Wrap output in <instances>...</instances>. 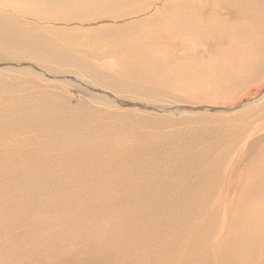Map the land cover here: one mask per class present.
I'll use <instances>...</instances> for the list:
<instances>
[{
  "label": "rangeland",
  "instance_id": "1",
  "mask_svg": "<svg viewBox=\"0 0 264 264\" xmlns=\"http://www.w3.org/2000/svg\"><path fill=\"white\" fill-rule=\"evenodd\" d=\"M245 1L246 6H249V8L244 6L247 10H244L242 15L240 13L241 16L237 18V25L235 24L234 27L236 30H249L251 38L255 32L254 27L262 22L260 14L264 13V0ZM16 11L23 13L18 9ZM24 14L27 15V13ZM234 17L236 18L237 14ZM255 37L256 33L251 39L255 41ZM106 40L107 38H104V41ZM107 41L102 44H107ZM235 42L243 45L244 41L236 40ZM102 44L100 45L104 47ZM225 45L226 43L223 44V46ZM15 47L25 49L21 46ZM102 47L98 51L99 55H95L97 59L93 61L104 66L107 55L103 51H106L107 45L105 48ZM4 48L0 46V53L7 54V52L15 50L10 47ZM30 48L36 49L34 47ZM79 49L83 53L85 47ZM34 52H39V50L36 49ZM82 53L72 56H80ZM21 55V57L29 60L43 59L42 54L37 58L32 56L33 54ZM99 56L103 60L105 58L104 64L101 60L99 62ZM188 58L183 59L189 61ZM108 59L112 60L113 58ZM196 60L197 62L201 61V59ZM180 61L183 60L180 59ZM206 62H208V58L204 59L202 65ZM197 65L199 64L197 63ZM67 70L69 69L65 68V71ZM70 70L77 71L78 68H71ZM177 72V70L174 71L175 74ZM187 72L189 73L188 76H183L180 73L179 76L176 75V81L169 82L168 85L164 83L166 85L164 89L150 88L153 90L160 89L155 90V94L158 92L163 96L147 98L149 101L142 95H139L140 97L123 93L120 95L116 93V95L111 89L108 90L100 86H97V88L92 86L98 89L95 91L74 82L67 85L38 82L33 86L34 80H25L16 73H11V77L15 79L14 82L7 80L8 76L0 74V99L3 96L0 100V115L4 118L12 110L17 109L13 106L20 103H25V107L27 105L30 110L35 109L36 111H40L37 108L39 105L47 106L46 104L36 106L33 102L34 105L31 104L30 99L27 100L29 91L40 89L42 91L49 90L54 94L56 97L54 101L61 102L62 100L67 104L61 111L62 106L58 110L54 109L56 110L52 112L54 116H57L58 113L57 117H62L64 112H69V115L78 116L82 113L93 119L91 120L93 122L92 127L90 121H87L88 125L82 124L77 130H74L71 123L68 129L60 128L58 135L30 128L31 136L29 134L21 139H12V136H10L6 141V145L4 140L0 141V264H47V262L48 264H50L49 262L51 264H128L125 259L130 255L133 260L131 264H135V259H142L144 260L142 264H147L153 263L154 259L157 261L162 250L167 253L166 264H181L180 260L174 256L180 249L186 254H192L199 251L202 242L206 240L210 244L208 248L213 243L219 245V243H227L228 241L231 243L233 257H243L238 252L237 246H240L245 239V234L254 230L262 231L264 228V190H261L264 189V186L260 189L256 187L260 176L257 171H259L260 165L263 169L262 163L264 160L259 158L260 161L255 163L259 155L264 156V118L262 116L264 114V64L257 67L251 78H249V72L246 74L244 72L239 75L244 74L240 79H233L232 84L229 82L231 79L223 74L209 78L200 75L198 69H191ZM210 74L214 73L210 72ZM71 77L79 79L76 76ZM34 79L36 78L34 77ZM26 82L27 84H23ZM12 83L19 86L14 89V86H11ZM101 86L103 85L101 84ZM109 92H113L117 97L121 96L122 99L119 98L121 103H115L113 108L100 106L101 103L108 102L105 99H107L106 94ZM7 98L10 100H7ZM19 100L22 102H19ZM3 102H6V105ZM146 102H150L152 105ZM152 106H157V111L153 110ZM100 110L103 113L96 115L95 111ZM69 119H71L70 116ZM101 119L106 124L108 123L110 127L107 128L102 124L95 127L94 123H98L97 120ZM109 119H115L116 122H109ZM139 121L144 124L138 125L136 122ZM258 123L261 124V127L257 132H253V127ZM134 126L135 128H133ZM137 131L139 134L136 136L133 132ZM143 133L152 137H146L148 140H145ZM114 138H117V141ZM108 142H114L113 145L118 148L125 146L130 154L129 157H124L128 161L141 159L139 156L144 151L140 149L143 146L147 145L146 150H151L147 158H154L157 155L156 148L160 147L159 149L165 154L159 155V165L166 166L165 169L171 174V177H175L178 172L182 173V170L177 167V163L180 161V165H182L183 160L186 159L188 173L189 171L192 173L189 177L195 184L193 183L194 186L188 187L186 190L182 187L166 190L165 182H161L163 185L159 189L155 187L157 185L141 188L142 194L148 193V198L142 197L138 188L125 187L124 184L130 181L128 179L124 181L116 179V173L110 174L108 178L106 177L107 182L102 183V186L98 183H91L92 181H83V184L81 182L76 186L73 183L67 185L65 175L61 172V165H59L62 162L56 161L55 156H59L61 153L63 155L69 152L74 153L78 147L89 144H107ZM182 148L185 149L182 151ZM22 149H25L24 152ZM187 149L191 150L192 154L194 152L193 157L196 160L198 159L195 157L197 152H209L208 159H224V164L220 167L221 170L220 168L217 170L213 180L214 183H218L216 186H202L201 184L200 186L196 182L194 179L196 172L194 173L193 170H203L201 174H204L205 169L209 168L210 164L197 162V165L193 166V162L186 158ZM27 156H30V159H27ZM236 156L244 158L242 165H239L241 166L240 170H236L239 172L240 180L226 179L223 182L222 177L226 171L225 168L238 159ZM173 157L174 160L171 161ZM100 158L105 163V167L110 164L107 161L111 160L110 165L113 168V163H122L124 159L122 155L107 151L98 158L95 156L96 162ZM105 160L106 162H104ZM212 160L211 164H213ZM170 162L174 163V166ZM219 165V163L216 164V166ZM245 166H249V169H245ZM11 167H14L15 170ZM121 171L123 172L124 169ZM46 175L55 177L57 181L62 183L53 181L50 183L45 180ZM30 177L33 182L29 179ZM38 177L39 179H37ZM26 184H30L31 187L26 188ZM75 192L76 194L79 192V196L78 194L74 196ZM159 195H162V198L165 199L164 201L161 199L162 202H160L163 206L154 201ZM58 196L61 198H58ZM168 196L170 197L168 198ZM241 203H243V208H246L245 210H242ZM21 204L22 206H20ZM77 205L79 206L77 207ZM34 212L35 214H33ZM159 227L165 233L163 236L158 234ZM25 228L29 232L26 229L24 233ZM168 230L170 231L167 232ZM20 235L23 236L20 237ZM111 236L113 237L112 241ZM169 238H173V241L169 242ZM117 239L120 240V243L116 247L112 243ZM29 240L31 243H29ZM55 244L56 246H54ZM121 247H126V252L131 254L129 256L121 254V257L119 254ZM257 248L253 250L250 261H254ZM36 250H38V253ZM32 252L36 254H32ZM40 260L43 262L41 263ZM154 264H157V262ZM247 264L251 263L248 262Z\"/></svg>",
  "mask_w": 264,
  "mask_h": 264
},
{
  "label": "bare ground",
  "instance_id": "2",
  "mask_svg": "<svg viewBox=\"0 0 264 264\" xmlns=\"http://www.w3.org/2000/svg\"><path fill=\"white\" fill-rule=\"evenodd\" d=\"M245 2V0H0V46H2V48L10 47L15 49L12 52H7V54L0 53V74L2 76H8L7 80L14 82L15 79L11 77V73H16L17 75L23 77L25 80H34L33 83L31 82L33 86L38 82L53 84L59 83L61 85H67L71 84L70 82H74L83 85L84 87L89 88L92 91L98 90L96 88L97 86H100L105 87L108 90L111 89V91H114L115 94L118 93V95L122 93L130 94L133 96L142 95L145 96L146 99H151L152 97L157 96L160 97V95L163 96L158 92H156L155 94V90H160L161 88L164 89V87H166L169 82L176 81V75L179 76L180 73H182L183 76H188L189 73L187 71L191 69H198V73H200V75L209 78L223 74L227 78L231 79L229 82L232 84L233 79H240L247 72H249V78H251L252 74L257 70V67L264 64V13L260 14L262 16V22L254 27L255 32L252 37H254L256 33L255 41L251 39L252 37L250 38L249 30H236V28L234 27L237 18L242 15V12H244V10H247L244 8V6L247 5ZM206 4H208V6H206ZM246 7L249 8V6ZM16 9L22 11L23 13L16 11ZM24 13H27V15H25ZM236 14L237 17L235 18L234 15ZM231 19L234 20L231 21ZM47 24H49V26H47ZM104 38H107L108 41L106 40L107 44L103 45L102 43H106V41H104ZM236 40H242V42L244 41L243 45L236 43ZM99 43L104 47H102ZM224 43H226L225 46H223ZM106 45L107 49H105L106 51L103 52L107 55V61H104L105 58L103 60L102 57V59L100 58V56L98 57L100 58L98 59L99 62L101 60L102 63H106L104 66H101L98 65V63H95L93 60L97 59V57L95 58V55H99L98 51H100V48H105ZM15 46H21L22 48L25 47V49H19ZM30 47L36 48L37 50H39V52H34L36 49L34 50ZM83 47H85V50L83 49ZM79 48L83 49V53ZM20 53L24 55L33 54L32 56H34L35 58L42 54L43 59L37 58L40 60H29L21 57L22 55ZM77 53L82 54L80 56H72ZM108 55L113 59H108L110 58ZM185 57H189V61H185L183 59ZM205 58H208V62L202 65ZM180 59L183 61H180ZM196 59H201V61L197 62ZM197 63L199 65H197ZM65 68L69 70L65 71ZM71 68H78V70H70ZM176 70L178 71L177 74L174 73V71ZM210 72H213L214 74H210ZM242 73L244 74L242 76H239ZM61 75L65 76L61 77ZM71 76H76L79 79H74ZM34 77L38 80L34 79ZM100 83L103 86H101ZM161 83H166V85H162ZM23 84H27V82ZM11 86H14L15 89V87L19 85L12 83ZM92 86L96 88H93ZM143 86H147L148 88H144ZM152 87L160 89H150ZM28 94L29 97L27 98V100L30 99L31 104L34 103L36 106L39 104H46L47 106L39 105L37 106V108H39L40 111H36L35 109L30 110L27 105L25 107V103H16V106H13L14 104L12 106L13 108L17 109L12 110L9 115H7V117L4 118L0 115V141L4 140L5 145L8 137L10 136H12V139L25 138L29 134V136H31V132H29L30 128L32 130L33 128H36L40 131L44 130L45 133L49 132L50 134L58 135L60 132V128L68 129L70 128L71 123L74 130H77L82 124L88 125V123H86L87 121H90L92 127L93 122H91V120L93 119L88 115H84L82 113L76 116L69 115V112H64V118L63 116L57 117L58 113L57 116H54L52 113L53 111H56L54 109L58 110L60 106H62V108L60 109L61 111L67 104L62 100L61 102L54 101L56 97L49 90L42 91L40 89H37L29 91ZM115 94L113 92L107 93V99L105 100H107L108 102L101 103L100 106L113 108L115 103H121V96L117 97V94ZM7 100L10 99L7 98ZM20 101L21 100H19V102ZM146 103L150 104V102ZM150 105H152V103ZM152 107L154 109H151L157 111V106ZM95 113L97 115L102 114L103 112L100 110L95 111ZM69 116L71 117V119H69ZM262 116L264 118V114ZM97 121L98 123H94L95 127L99 124H102L107 128L110 127L108 123L106 124V122L102 119ZM110 121L116 122L115 119H109V122ZM136 123H138V125L144 124L142 121ZM260 127V123L256 124L255 127H253V132H257ZM133 128H135V126ZM133 134L137 136L139 132H133ZM143 136L145 137V140L147 139L146 137H152L151 135H146L144 133ZM117 138H114V140L117 141ZM113 143L108 142L107 144H89L80 148L78 147L74 153L69 152L66 153V155H63L61 153V155L55 156L56 161L62 162V164L59 165H61V172H63L65 175L66 184L68 185L73 183L76 186V184H81V182L83 184V181H92L91 183H98L99 185H101L102 183L105 184L107 182V178L110 174L116 173V179H119L120 181L128 179V181L130 182L125 183L124 186L140 189L139 193H141V196L144 198H148V193L146 192L145 194H142L141 188H149L151 186L154 187V185H157L158 187H155L159 189L162 188L163 185L161 182H165V185L167 186V188H165L166 190H172L173 188L176 189L181 187L186 190L188 187L194 186L195 183L193 182V180L191 181L189 177V175H192V173L190 171L188 173L189 169H187L186 159L185 161L183 160L182 165H180V161H178V163L176 162L177 167L182 170V173L177 171L178 173L175 175V177H171V174L165 169L166 166L162 167L160 166L161 164L159 165V155H162L163 153L165 154V152H162L159 149L160 147L156 148L157 155L154 158H147L148 153L151 150H146L147 145L143 146L140 150H143L144 152L139 151L143 152L139 156L141 159H132L128 161L126 158H124L130 155L127 148L125 146L123 148H118L116 145L114 146ZM183 149L185 148H182V151ZM24 150L22 149L23 152ZM37 150L39 151V149ZM105 151L122 155V157L124 158L123 162L119 164L113 163L114 168L112 165H110L112 163L111 160L107 161L108 163H110L107 165V167H105V163H103L102 158L98 159L96 162L95 156L98 158ZM29 152L28 154H30ZM188 153H190L191 155ZM188 153L186 155V158L190 159L193 162V166L197 162H206V164L208 163L207 165L210 164V167L208 166L209 168H204V174H201L203 173V170H193L194 173L196 172V177H194L196 182L199 185L201 184L202 186H216L218 183H214L213 180L215 178L217 170L221 167V165L224 164V159L213 158L214 160H212V158H209V160L207 158L209 152H197L195 157L198 159L196 160L193 157L194 152L192 154L191 150H188ZM7 157L9 156L7 155ZM259 158H261V160H264V156L261 157V155H259L255 163L260 161ZM27 159H30V156H27ZM243 159L244 158L238 157V159H236L232 164H228V167L225 168L226 171L222 177L223 182L226 179L240 180L238 171L241 167L239 165H242V162L244 161ZM173 160L174 157L171 161ZM211 160L213 161V164L210 163ZM104 162H106V160ZM218 163L220 165L216 166V164ZM170 164L172 163L170 162ZM198 165L200 166V164ZM262 166L263 169L260 165L259 171H257L260 175L256 183V187L258 189L264 186V162L262 163ZM71 167L73 168L71 169ZM65 168H67L68 170ZM246 168L249 169V166H245V169ZM123 169L124 171L122 172L121 170ZM31 177L29 179L32 181ZM37 179H39V177ZM45 180L49 181L50 183L52 181L62 183L60 181H57L55 177L47 176ZM29 187H31L30 184H26V188ZM77 194L75 192L74 196H77ZM66 196L70 197L69 195ZM176 196L178 195L176 194ZM162 197V195H159L154 199V201L157 202L160 206H163V204L160 203L162 202L161 199L163 201L165 200ZM169 197L170 196H168V198ZM58 198L61 197L58 196ZM247 201L249 202V200ZM67 202L68 201L66 200V203ZM20 206H22V204ZM78 206L79 205H77V207ZM241 208L242 210L246 209L243 208V203H241ZM59 211L61 210L59 209ZM35 212L33 214H35ZM161 227H159L160 230L158 234L160 236H163L165 233L161 230ZM26 229L27 228L24 229V233ZM169 231L170 230H168L167 232ZM21 236L23 235H20V237ZM244 238L245 239L241 242L240 246H237L238 252L243 256L242 258L238 256L233 257V255L231 254L230 242L227 241V243H219V245L218 243H213L211 247L208 248L210 244L207 243V240L202 242L199 251L195 250L196 252L192 254H186L183 250L180 249L174 256L180 260L181 264H247L248 262H250L251 264H264V228L262 231L254 230L253 232H248L245 234ZM112 240L113 237L111 236V241ZM168 241H173V238H169ZM29 243H31V241ZM119 243L120 240L117 239V241H114L112 245L116 246ZM54 246H56V244ZM256 248V257L254 261H250L252 252ZM36 251L38 253V250ZM117 251L118 250L116 249V252ZM126 251V247H121L119 249L120 256L121 254H124L125 256H129L131 254L130 252ZM32 254L36 253L32 252ZM125 260L128 264H131L133 262L131 255ZM143 261L144 260L142 259H135V264H142ZM156 262L157 264H166L167 253L165 252V250H162L160 252L157 261L154 259L153 263L147 264H154ZM49 263L51 264V262Z\"/></svg>",
  "mask_w": 264,
  "mask_h": 264
}]
</instances>
